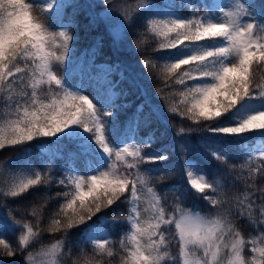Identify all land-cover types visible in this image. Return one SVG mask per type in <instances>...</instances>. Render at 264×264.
Here are the masks:
<instances>
[{
  "label": "snow or ice",
  "instance_id": "obj_1",
  "mask_svg": "<svg viewBox=\"0 0 264 264\" xmlns=\"http://www.w3.org/2000/svg\"><path fill=\"white\" fill-rule=\"evenodd\" d=\"M35 3L0 0V103L4 104L0 150L38 138H56L57 145L75 144L70 151L77 164L67 165L59 177L51 175L54 169L48 162L45 171L28 161L20 168H0L9 177L0 187V198L5 200L53 183L66 189L55 194L62 202L43 230L39 219L35 226L22 222L8 208L10 219L0 228L22 229L17 243L26 253L24 264H65L67 238L80 226H84L80 239L92 246V253L81 247L73 264H105V257L118 253L119 264H264V231H260L264 228V187H257L258 178L264 179V163H260L264 161V77L256 81V68L264 67V6L254 8L252 0H205L199 5L192 0H181L179 5L173 0L163 4L134 0L121 5L119 13L109 12L123 26V32L117 30L115 36L126 35L129 24L147 16L145 30L159 39L155 51L168 53L143 58L141 65L148 70L159 64L167 86H182L170 94L179 101L173 99L165 110L187 118L194 127H179L176 135L185 139L171 151L186 154L194 132L229 137L258 134L244 145L245 158L238 166L229 163L224 151L202 145L221 165L211 179L196 161L181 156L188 189L212 209L205 214L185 207L179 196L169 213L166 195L151 186L155 171H161V182L171 174V169L144 167L169 158L167 152L145 154L146 147L156 142L154 134L139 140L136 135H114L117 113L108 109L122 107L116 104L122 93L115 91L107 72L91 97L61 74L75 37L69 25L60 21L67 18L66 7L75 5L44 0L41 14L49 17L45 22L35 13ZM154 116L159 118V110L146 99L137 106L131 129L150 126ZM58 154L59 150L51 157ZM229 176L234 178L228 183L231 193L225 186ZM235 181L243 182V192L235 190ZM168 191L178 189L171 185ZM118 202L126 206L127 216L98 215ZM38 214L33 208L32 215ZM241 219L257 234L246 239L238 227ZM118 221L127 227L115 241L106 229ZM169 228H174L171 240L166 237ZM42 231L60 233L61 239L41 244ZM116 243L119 249L113 247ZM34 244L39 251H28ZM173 244L178 247L176 256L170 252ZM0 245L8 256L16 255L10 242L0 239Z\"/></svg>",
  "mask_w": 264,
  "mask_h": 264
},
{
  "label": "trees",
  "instance_id": "obj_2",
  "mask_svg": "<svg viewBox=\"0 0 264 264\" xmlns=\"http://www.w3.org/2000/svg\"><path fill=\"white\" fill-rule=\"evenodd\" d=\"M31 2V0H29ZM169 0H149V3L163 4ZM177 5L181 0H173ZM197 5L205 2V0H192ZM125 3H134V0H108L104 3L103 0H66L67 5H75V7H66L64 15L60 23L69 25V31L74 35L75 39L72 43L69 53V60L64 65L63 75L68 78V81L73 86L81 88L84 94L90 97L95 93H87L84 87L93 83L97 90L102 73V64L107 62L116 67L108 73V79L114 83L115 91L122 93L116 98V104L121 105L119 108H111L108 110L117 113L114 118L116 123L114 127V135L123 138L128 135H136L140 137L148 136L150 133L156 137V142L151 146L146 147L145 154H150L156 151L167 152L168 160L159 161L155 164L145 165V168L158 170L171 169L170 175H164L163 182L158 177L161 176V171H155L152 176L151 186L155 187L166 195L164 200L165 207L169 213L173 211V205L177 202L176 197L179 196L183 205L187 208L199 209L207 214L212 211L206 201L201 199L188 189L186 180L184 179L181 156L186 155L189 160L196 161L203 167L211 179L221 165L213 159L205 146H211L224 151L230 164L239 165L244 161L245 152L244 145L253 142L258 134L249 133L244 137H229V136H211L206 132H194L189 136L190 147L189 151L181 153L179 151H171L177 144L182 143L184 136H177L176 132L179 127H194L187 118L181 119L178 115L166 112V107L170 106L174 99L179 101L178 96H170L171 93L179 92L182 86L172 85L167 86L163 76L159 73V64L156 69L149 68L146 70L141 65L143 58H159L167 55V52H157L159 39L152 36L145 30L143 18H138L135 23L128 25L126 35L115 36L117 30L123 32V26L118 20L114 21V17L109 15V12L120 11V6ZM254 8L264 6V0H252ZM188 9H183V15H189ZM256 81L259 82L261 77H264V67L256 68ZM96 76L95 79H93ZM74 79H77L76 81ZM157 89H160V95H157ZM164 97L161 99L160 97ZM149 100L159 110V118L154 116L152 123L148 127L141 125L138 130L133 131L130 127L131 120L137 112V106ZM4 109V104L0 103V112ZM183 110V106H181ZM145 112L148 111L146 106ZM111 123V120L109 121ZM75 144L64 141L57 145L56 138H38L33 142L25 145L7 147L0 150V168L5 165L11 168H20L25 161L30 162L35 168L45 171V162L53 165V177H59L62 170L67 165H75L77 162L74 158ZM59 154L54 158L52 153ZM260 163H264L261 161ZM6 171L0 172V187H4V182L8 180ZM233 177L229 176L225 179V186L231 193L232 188L228 187L229 181H233ZM242 181H235V190L243 192ZM175 185L178 191L165 190L169 186ZM257 187H264V179L257 180ZM66 189L57 186L55 183L48 187L37 186L30 189L24 195L15 199L0 198V224H7L9 219L6 216L8 208L12 209V215L15 219L22 222H30L34 226L37 219L40 220L39 227L46 229L50 220L62 200L56 197V193L64 192ZM259 203V201H257ZM35 208L39 213L37 216L32 215V209ZM123 213L127 216L126 206L123 204L113 205L111 208L104 210L98 215H108L111 217L114 214ZM258 215V213H257ZM96 217H93L95 221ZM93 221H89L92 223ZM84 226L75 227L71 230L67 244L65 246V264H73V261L80 257V249L83 247L88 254L92 253V246L84 244L80 239V233ZM126 224L118 221L115 225H109L106 231L111 234L113 240L118 241L121 232L126 229ZM238 227L243 231L245 238H250L257 234L256 229L247 222L246 219L238 221ZM22 229L13 230L10 227L0 228V239L10 242L12 250L16 252L14 256H8L7 250L0 245V264H23L26 253L22 252L17 243V236ZM260 231H264L261 228ZM174 234V228L166 230V237L171 240ZM57 239H61V234H49L42 231L41 244H49ZM119 249V244L113 245ZM251 245H249V248ZM28 251L38 252L39 248L36 244L28 249ZM170 252L173 256L178 254V247L173 244L170 247ZM248 249H246V254ZM105 264H119L120 254L118 253L113 258L105 257ZM174 264V262H169Z\"/></svg>",
  "mask_w": 264,
  "mask_h": 264
},
{
  "label": "rangeland",
  "instance_id": "obj_3",
  "mask_svg": "<svg viewBox=\"0 0 264 264\" xmlns=\"http://www.w3.org/2000/svg\"><path fill=\"white\" fill-rule=\"evenodd\" d=\"M221 2H224L226 3L227 0H221ZM44 3V0H36V3L34 4V11L35 13L40 17L41 20H44L45 22H47L49 20V17L47 15H43L41 14V5ZM53 30H56V28L54 27ZM116 67V65H111L107 62L103 63L102 64V73L99 75V78L103 77L105 75V73H109L108 70L111 69V71ZM110 71V72H111ZM63 73V72H62ZM61 73V74H62ZM96 76L93 78L95 79ZM75 81L77 79H74ZM85 91L87 93H94L96 91L95 87H94V84L91 82L89 84H87L85 87H84ZM77 164V162L75 163V165ZM81 172L83 174H87V173H84V170L83 168H81ZM24 264V262H23Z\"/></svg>",
  "mask_w": 264,
  "mask_h": 264
}]
</instances>
